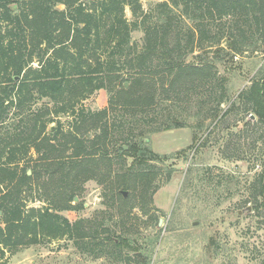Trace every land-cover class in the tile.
<instances>
[{
  "label": "trees",
  "instance_id": "obj_1",
  "mask_svg": "<svg viewBox=\"0 0 264 264\" xmlns=\"http://www.w3.org/2000/svg\"><path fill=\"white\" fill-rule=\"evenodd\" d=\"M142 1L0 0V264L62 240L93 259L120 261L127 251L136 254L133 264H146L157 238L145 245L130 233L114 238L105 212L74 222L60 213L80 210L71 203L87 181L108 185L123 230L132 198L145 211L155 176L149 162L159 159L146 139L187 127L164 117L163 103L182 91L207 93L198 108L212 105L215 127L242 106L240 136L259 128L264 136V78H253L230 102L215 64L226 50L243 54L248 30L264 32V0H156L155 16ZM135 31L143 33L141 46L131 40ZM189 56L195 62H186ZM102 90L107 107L86 109L82 102ZM221 104L229 106L223 111ZM262 139L253 143L264 146ZM230 144L222 159L260 169L245 202L257 215L264 211V149L229 153Z\"/></svg>",
  "mask_w": 264,
  "mask_h": 264
},
{
  "label": "rangeland",
  "instance_id": "obj_2",
  "mask_svg": "<svg viewBox=\"0 0 264 264\" xmlns=\"http://www.w3.org/2000/svg\"><path fill=\"white\" fill-rule=\"evenodd\" d=\"M157 2L142 1L144 12L152 11ZM125 14L129 21L133 20L128 9ZM151 15L155 16L156 12L152 11ZM154 21L155 17H152ZM131 40L141 46L143 33L133 32ZM247 41L250 43L244 47L241 56L233 57L227 50L217 55V75L227 81L230 102H236L238 94L251 85L253 78H264V32L255 34L253 29L248 30ZM186 62L195 60L189 56ZM195 92L197 90L182 91L177 100L163 103V108L168 106L170 111L165 110L164 117L185 122L187 127L172 128L147 137L151 151L159 158L149 162L155 174L149 189L153 196L145 211H140V203L131 199L125 208L130 215L122 218L125 230L120 226L121 217L116 212L119 203L111 201L106 183L85 182L74 198L77 200L73 199L71 203V207L80 206V210L64 211L60 215L74 222L105 212V227L114 238L124 232L130 233L131 238L142 245L157 238V244L147 249L146 264H264V211L256 215L247 211L252 205L245 204L249 198V184L260 169L256 167L251 171L245 162L221 158L228 140L231 141L229 153L236 150L260 152L264 146L253 142L261 141L263 133L259 128L255 129L256 133L248 131L240 136L246 130L242 120L247 116L241 113L242 106L215 127L210 119L212 105L202 112L198 108L201 106L198 100H206L207 93H201L204 90ZM107 103L108 95L103 90L82 102L91 111L103 110ZM228 106L221 104L220 108L225 111ZM247 119L251 120L250 117ZM209 132L212 133L207 137ZM128 195L123 197L127 199ZM34 205L40 206L39 203ZM150 217H156V221ZM100 233L98 239L105 238V234ZM135 257V253L124 251L120 261L108 257L93 259L77 251L71 241L62 240L23 249L7 264H126L127 260L133 264Z\"/></svg>",
  "mask_w": 264,
  "mask_h": 264
},
{
  "label": "water",
  "instance_id": "obj_3",
  "mask_svg": "<svg viewBox=\"0 0 264 264\" xmlns=\"http://www.w3.org/2000/svg\"><path fill=\"white\" fill-rule=\"evenodd\" d=\"M125 87H127V84H125ZM250 119H251V120H254V116L251 115V116H250ZM122 149H123V151H126V150H127V147L124 146ZM28 175H30V172H28ZM122 194H123L124 197H126V192H123ZM76 200H77V199H74V201H76ZM247 211L250 212V211H251V208H250V207L247 208ZM160 224H161V220H159V224H158V225H160Z\"/></svg>",
  "mask_w": 264,
  "mask_h": 264
}]
</instances>
